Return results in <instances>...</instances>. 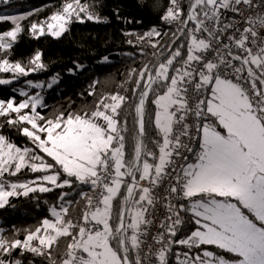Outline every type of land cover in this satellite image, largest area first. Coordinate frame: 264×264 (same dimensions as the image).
<instances>
[{
	"label": "trees",
	"instance_id": "trees-1",
	"mask_svg": "<svg viewBox=\"0 0 264 264\" xmlns=\"http://www.w3.org/2000/svg\"><path fill=\"white\" fill-rule=\"evenodd\" d=\"M167 4L168 0H0V78L8 80L0 83V102L18 105L29 97L39 100L36 124L41 139L44 129L58 120L78 118L104 128L103 116L111 115L115 121L111 145L121 146L122 155L118 189L107 217L108 240L120 254L122 243L129 264H136L135 246L127 242L133 230L126 220L129 208H138L136 204L128 206L120 240L117 233L112 234L122 214L125 187L140 156L141 138V158L157 163L163 137L155 125L154 99L167 90L171 77L181 72L187 60L186 42L173 46L177 35L162 23ZM67 6L76 13L71 14L65 30L58 37L46 34L47 25ZM161 57L158 65L166 64L167 74L165 78L156 75L158 65L152 70L154 79L141 110L140 133L137 102L145 78ZM28 83L41 87L30 88ZM28 88L25 95L20 94ZM29 110L30 105L19 112L0 111V137L29 149L32 155L39 154L41 162L60 175L57 184L43 180L48 171L30 167L2 176L4 188L15 185L18 192L0 207V264H64L92 192L84 180L64 174L40 150L33 129L21 120ZM24 189L26 194L21 193ZM175 212L177 234L165 264L173 262L177 251L194 256L206 249L231 257L215 245L187 247L184 241L198 225L187 208Z\"/></svg>",
	"mask_w": 264,
	"mask_h": 264
},
{
	"label": "rangeland",
	"instance_id": "rangeland-1",
	"mask_svg": "<svg viewBox=\"0 0 264 264\" xmlns=\"http://www.w3.org/2000/svg\"><path fill=\"white\" fill-rule=\"evenodd\" d=\"M75 13L74 8L67 6L62 14L56 15L47 25L45 33L53 37L60 36L71 14ZM15 33V29L12 30L8 38L12 39ZM189 44L195 46L192 39ZM3 69L8 70L9 67L3 66ZM167 69L168 66L161 63L156 67L155 74L165 78ZM178 77L179 72L171 77L167 90L154 99L155 125L163 137L159 158L154 164L156 168L166 158V125L171 121L169 111L172 87ZM207 79V76L203 77V81ZM7 81L0 78V83ZM28 85L30 88L41 87L39 83ZM30 88L21 90L20 94L25 95ZM241 95L242 91L236 84L213 81L205 103L206 114L212 121L208 126L203 125L198 155L184 169L187 176L188 173H193L187 179L186 199L190 213L197 218L198 224L184 243L188 247L191 241H195L192 238L203 236L208 241L207 244L211 243L229 252L231 257L206 249L194 256L189 252L177 251L171 264H264V128L249 101ZM38 104L39 100L32 97L18 105L0 102V111L19 112L30 105V110L22 114L21 120L30 125L34 133L33 140L39 143L40 150L64 174L83 181L94 174L95 164L105 154L110 156L115 172L120 174L122 152L121 146L111 145L116 129L111 115L103 116L105 128L78 118L58 120L44 129V138L41 139L38 135L41 128L36 124ZM141 110L137 111L139 125ZM38 156L39 154L32 155L29 149L12 145L0 137V207L18 192L15 185L9 189L4 188L1 180L4 174L30 167L32 170L48 171L43 175L46 183H58L60 172L51 170L53 167L45 161L41 162ZM26 192L24 189L21 193ZM213 193L222 196L218 200ZM202 194L205 196L196 197ZM110 201L105 200L106 209H109ZM52 213L55 214V211ZM98 215L91 214V218L98 221L99 229L84 241V244L93 242V248L99 249V253L90 255L89 261L93 264H129L126 255L115 250L108 240L111 229L107 224V216L99 220ZM139 216L138 208H129L126 220L129 229L135 228ZM112 237L114 241V236ZM127 239L129 246L134 247L133 232L128 234Z\"/></svg>",
	"mask_w": 264,
	"mask_h": 264
},
{
	"label": "built area",
	"instance_id": "built-area-1",
	"mask_svg": "<svg viewBox=\"0 0 264 264\" xmlns=\"http://www.w3.org/2000/svg\"><path fill=\"white\" fill-rule=\"evenodd\" d=\"M162 23L177 37L184 30L179 42H186L187 60L173 82L171 125L161 171L156 176L154 164L141 158L135 178L125 187L124 199L140 211L133 229L136 264H165L166 254L174 247L175 210L186 199L184 168L197 153L203 125H209L203 108L209 92L203 77L236 84L264 128V0H168ZM190 39L195 46L189 44ZM152 77H146L136 111L144 106ZM113 164L108 154L103 155L94 174L84 180L92 193L79 233L69 246L68 264H92L90 252L99 253L84 241L99 229L91 214L108 215L105 200L112 199L118 189L119 175ZM124 220L121 214L112 234L124 230ZM195 245L191 241L188 247ZM120 247L124 254L121 242Z\"/></svg>",
	"mask_w": 264,
	"mask_h": 264
},
{
	"label": "crops",
	"instance_id": "crops-1",
	"mask_svg": "<svg viewBox=\"0 0 264 264\" xmlns=\"http://www.w3.org/2000/svg\"><path fill=\"white\" fill-rule=\"evenodd\" d=\"M206 77V76H205ZM207 80L206 81H204V83H205V85H206V91H208L209 92V89H210V86H211V84L213 83V81L211 80V78H210V76H207ZM205 103H206V100H205V102H204V104H203V108H204V110H205V112H206V108H205ZM210 118V117H209ZM170 125H171V121L166 125V134H167V132L169 131V128H170ZM209 125H210V123H209ZM200 135H201V133H200ZM200 135H199V138H198V145H197V153H196V155L195 156H193L189 161H188V163L187 164H189V163H192L194 160H195V158L197 157V155H198V150H199V148H200V143H201V137H200ZM166 152V151H165ZM164 162H165V158L162 160V162L159 164V166L156 168V165H155V168H156V170H155V175L157 176V175H159V173H160V171H161V168H162V166H163V164H164ZM186 164V165H187ZM186 167V166H185ZM185 169V168H184ZM184 173H185V171H184ZM189 174L190 173H188V176H187V179H188V177H189ZM191 175H193V173L192 174H190V176ZM188 183V182H187ZM213 195H215L216 196V199H220V197L222 196V195H220V194H217V193H213ZM200 197V196H205V194H202V195H196V197ZM113 199V198H112ZM112 199H108V200H112ZM107 200V199H106ZM188 209L189 210V212H190V208L188 207V203H187V199H185L184 201H182L181 203H179L177 206H176V210H184V209ZM108 211H109V209H107ZM107 217H108V215H106ZM192 216H193V218H194V221L197 223V218L192 214ZM105 216H103V217H101L100 215H98V219L99 220H102V218H104ZM139 218V217H138ZM138 218H137V220H136V225H137V221H138ZM97 223H98V221L96 220V219H94ZM127 225V227H128V224H126ZM198 225V224H197ZM136 227V226H135ZM133 229H131V231H132ZM176 234H177V232H176V230H175V232L173 233V239L176 237ZM197 237V239H195V238H192V240H195L196 242H197V245L199 246V245H213V244H207V240H206V238L205 237H203V236H199V235H197L196 236ZM174 241H175V239H174ZM94 245V243L93 242H87L86 243V247L87 248H89V247H92ZM170 251V250H169ZM169 251H168V253H169ZM92 253V252H91ZM89 255H95L94 253H92V254H89ZM167 255V254H166ZM93 256H92V258H93ZM89 258H91V257H89ZM181 258H182V256H181ZM64 264H68V262H65ZM93 264V263H92Z\"/></svg>",
	"mask_w": 264,
	"mask_h": 264
},
{
	"label": "water",
	"instance_id": "water-1",
	"mask_svg": "<svg viewBox=\"0 0 264 264\" xmlns=\"http://www.w3.org/2000/svg\"><path fill=\"white\" fill-rule=\"evenodd\" d=\"M183 35H184V30L180 32V34L178 35L177 39L175 40L173 46L181 40V38H182ZM173 46H172V47H173ZM162 59H163V57H161L159 60H157V61L154 63V65L152 66V68H151L150 71H149V75H150V76H152V70H153V68L156 67V66L158 65V63H159ZM142 151H143V138H141V141H140V156H139V158H138V160H137L136 165L133 167L132 171H131L130 174H129L128 182H131V181H132V179H133V177H134V175H135V173H136V171H137V167H138V165H139V163H140V161H141V154H142ZM128 206H129V201H128V200H125V201H124V205H123V210H122V218H123V219H124V217H125V215H126V212H127ZM120 235H121V232L117 233V237H118L119 240H120Z\"/></svg>",
	"mask_w": 264,
	"mask_h": 264
},
{
	"label": "clouds",
	"instance_id": "clouds-1",
	"mask_svg": "<svg viewBox=\"0 0 264 264\" xmlns=\"http://www.w3.org/2000/svg\"><path fill=\"white\" fill-rule=\"evenodd\" d=\"M125 218V217H124ZM125 254V253H124Z\"/></svg>",
	"mask_w": 264,
	"mask_h": 264
}]
</instances>
